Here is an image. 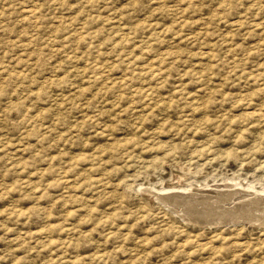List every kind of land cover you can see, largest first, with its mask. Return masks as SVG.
Wrapping results in <instances>:
<instances>
[{"label": "rangeland", "instance_id": "374dc122", "mask_svg": "<svg viewBox=\"0 0 264 264\" xmlns=\"http://www.w3.org/2000/svg\"><path fill=\"white\" fill-rule=\"evenodd\" d=\"M263 219L264 0H0V264H264Z\"/></svg>", "mask_w": 264, "mask_h": 264}, {"label": "bare ground", "instance_id": "6f19581e", "mask_svg": "<svg viewBox=\"0 0 264 264\" xmlns=\"http://www.w3.org/2000/svg\"><path fill=\"white\" fill-rule=\"evenodd\" d=\"M29 9H30V8H29ZM32 9H33V8H32ZM28 12H30V11H28ZM148 65H149V64H148ZM153 65H154V64H153ZM146 69H148V68H146ZM152 72H153V71H152ZM152 72H151V73H152ZM153 73H154V72H153ZM262 112H263V111H262ZM259 115H260V114H259ZM261 115H262V114H261ZM180 180H181V179H180ZM181 181H182V180H181ZM177 186H178V185H177ZM180 186H181V185H180ZM196 192H197V191H196ZM196 192H195V193H196ZM233 192H235V191H233ZM229 193H230V192H229ZM169 195H171V194H169ZM208 195H209V194H208ZM218 195H219V194H218ZM228 195H229V194H228ZM233 195H234V194H233ZM173 196H174V195H173ZM219 196H220V195H219ZM219 196H218V197H219ZM169 197H170V196H169ZM171 197H172V196H171ZM184 197H185V195H184ZM202 197H203V196H202ZM206 197H207V196H206ZM227 197H228V196H227ZM227 197H225V198H227ZM162 198H163V197H162ZM173 198H174V197H173ZM197 198H198V197H197ZM222 198H223V197H222ZM225 198H224V199H225ZM165 199H166V198H165ZM184 199H185V198H184ZM192 199H193V201H195L194 198H192ZM195 199H196V198H195ZM257 199H258V197H257ZM262 199H263V198H262ZM181 200H182V199H181ZM196 200H197V199H196ZM240 200H241V199H240ZM240 200H239V201H240ZM253 200H254V199H252V203H255V202H253ZM255 200H256V199H255ZM255 200H254V201H255ZM260 200H261V199H260ZM260 200H258V201H260ZM174 201H175V200H174ZM191 201H192V200H191ZM203 201H204V200H203ZM201 202H202V201H201ZM242 202H243V201H242ZM167 203H168V202H167ZM225 203H226V202H225ZM247 203H248V202H247ZM191 204H192V203H191ZM236 204H237V203H236ZM242 204H243V203H242ZM249 204H250V203H249ZM261 205H262V204H261ZM189 206H190V205H189ZM218 207H219V206H218ZM227 207H228V206H227ZM241 207H243V206H241ZM241 207L239 206V208H238V207H237V208H238V209H241ZM229 208H230V207H229ZM221 209H223V208H221ZM231 209H234L235 212L232 211V210H229V211L227 210L228 213L231 212V213H234V214H235L236 212H238V210L236 211L235 208H231ZM259 209H260V208H259ZM210 210H211V209H210ZM245 210H246V209H245ZM191 211H192V210H191ZM214 211H215V210H214ZM242 211H243V209H242ZM247 211H248V210H247ZM181 212H182V211H181ZM209 212H212V211H209ZM239 212H240V211H239ZM239 212H238V213H239ZM201 213H204V212H201ZM221 213H222V212H221ZM223 213H225V212H223ZM223 213H222V214H223ZM231 213H230L229 215H231ZM238 213H237V214H238ZM186 214H188V213H186ZM205 214H206V213H205ZM212 214H213V213H212ZM201 215H202V214H200V213H198V212H197V213L195 212V213H193V214L190 213V215H188L187 217H185V219H188L189 221H191V222H195V223H197L198 221L201 223V221H203V220L205 221L204 223H206V222H207V223H208V222H211V223H212V221H210V220L203 219V216L201 217ZM220 215H221V214H220ZM223 215H224V214H223ZM223 215H221V216H223ZM225 215H226V214H225ZM229 215H228V218H229ZM238 215H240V214H238ZM238 215L235 214L234 216H235L236 218H235V217H234V218H235V219H238V218H237ZM244 215H245V214H244ZM254 215H255V214H254ZM183 216H185V215H183ZM207 216H209V215H207ZM232 216H233V214H232ZM232 216H231V219H232ZM194 217H196V218H194ZM213 217H214V216H213ZM218 217H219V215H218ZM223 217H225V216H223ZM249 217H250V216H249ZM251 217H252V216H251ZM201 218H202L203 220H199V219H201ZM205 218H207V217H205ZM219 218H221V217H219ZM247 218H248V217H247ZM247 218H246V219H247ZM255 218H256V217H255ZM257 218H258V216H257ZM262 218H263V217H262ZM262 218L259 217L260 220H261ZM210 219L212 220V217H211ZM224 219H227V218H224ZM244 219H245V218H244ZM244 219H242V220H244ZM220 220H221V219H220ZM253 220H254V219H253ZM255 220H256V219H255ZM263 220H264V219H263ZM214 221H215V220H214ZM214 221H213V222H214ZM217 221H218V220H216V222H217ZM221 221H222V220H221ZM249 221H250V220H249ZM261 221H262V220H261ZM261 221H260V222H261ZM230 222H231V221H230ZM247 222H248V221H247ZM262 222H263V221H262ZM195 223H194V224H195ZM214 223H215V222H214ZM219 224H220V223H219ZM254 224H255V223H254ZM211 225H212V224H211Z\"/></svg>", "mask_w": 264, "mask_h": 264}]
</instances>
